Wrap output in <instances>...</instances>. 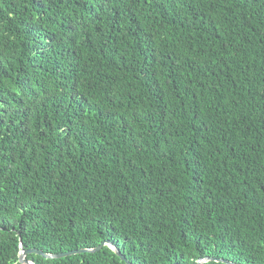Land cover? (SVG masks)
Segmentation results:
<instances>
[{"label":"trees","instance_id":"16d2710c","mask_svg":"<svg viewBox=\"0 0 264 264\" xmlns=\"http://www.w3.org/2000/svg\"><path fill=\"white\" fill-rule=\"evenodd\" d=\"M0 103V264H264V0H0Z\"/></svg>","mask_w":264,"mask_h":264},{"label":"snow or ice","instance_id":"6c2138e0","mask_svg":"<svg viewBox=\"0 0 264 264\" xmlns=\"http://www.w3.org/2000/svg\"><path fill=\"white\" fill-rule=\"evenodd\" d=\"M6 114V110L3 108V104L0 103V124L3 123V116ZM3 193V184L2 181H0V195ZM4 205L3 203H0V209H3ZM23 207V206H21ZM100 228L97 229L99 233V239H93L92 241V248L90 251L92 253L100 252L104 257L108 256V251L111 250L112 252H119V246H120V238L118 235L114 234L111 226L109 223H104L102 220L99 221ZM8 223L6 219L0 215V233H4L7 231ZM107 229V231H105ZM22 239V237H21ZM226 245L230 244V241H225ZM20 260L23 261V264H28V261L24 259V254L22 253L20 256ZM19 264V261H18ZM99 264H104L103 261H100Z\"/></svg>","mask_w":264,"mask_h":264},{"label":"water","instance_id":"95a60500","mask_svg":"<svg viewBox=\"0 0 264 264\" xmlns=\"http://www.w3.org/2000/svg\"><path fill=\"white\" fill-rule=\"evenodd\" d=\"M90 249L91 248H83V249L71 250V251L61 252V253H46L43 250L36 249V248L29 249V250L22 249L20 251V254H19V260H20V256H21L22 253L24 254V259H26L28 261V264H35L34 261L29 260L27 258L28 254L35 253V254L43 256L44 258L53 259V258H62V257H66V256H69V255L78 254V253L91 252ZM116 254L118 256H120V258L122 260H124L127 264H133L120 251L116 252ZM208 261H223V262H226V263H229V264H234V263H232L230 261H227V260H224V259L213 258V257H205V258L199 259L197 261V264H203V263L208 262ZM20 262L23 263L22 260H20Z\"/></svg>","mask_w":264,"mask_h":264}]
</instances>
